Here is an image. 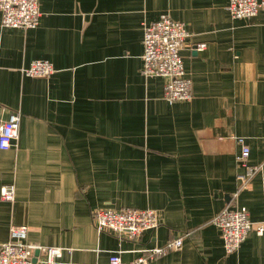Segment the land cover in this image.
<instances>
[{
	"label": "crops",
	"instance_id": "0c3cea01",
	"mask_svg": "<svg viewBox=\"0 0 264 264\" xmlns=\"http://www.w3.org/2000/svg\"><path fill=\"white\" fill-rule=\"evenodd\" d=\"M228 0H39L38 25L0 28V120L20 112L18 138L0 150V244L11 226L32 245L62 249L57 264L130 262L182 238L148 264H264L250 232L226 254L213 217L245 208L264 221V15L234 19ZM167 14L189 34L180 51L192 98L169 104L165 80L141 74L144 26ZM204 44L203 50L197 46ZM47 60V79L26 77ZM259 165L246 188L241 146ZM155 210L137 242L97 232V209ZM188 233V236H184Z\"/></svg>",
	"mask_w": 264,
	"mask_h": 264
},
{
	"label": "built area",
	"instance_id": "2783aa9c",
	"mask_svg": "<svg viewBox=\"0 0 264 264\" xmlns=\"http://www.w3.org/2000/svg\"><path fill=\"white\" fill-rule=\"evenodd\" d=\"M227 11L234 19L250 20L260 12L264 15V0H228ZM39 18V0H0V28L29 30L38 25ZM188 36L184 24L167 14L144 26L141 74L145 78L160 77L165 80L163 98L169 104L187 102L192 98L191 82L186 77L180 56ZM204 48L205 45L201 44L196 49ZM22 72L29 78L47 79L54 73V68L47 60H34ZM20 119V112H11L6 119L0 120V150H8L18 138ZM237 140L241 146L237 161L244 172L236 175V181L240 188H246L260 166L247 163L249 148L243 139ZM14 194L13 185L0 189V199L4 202H13ZM92 224L99 233L107 232L119 240L137 242L144 232L154 231L159 226V218L157 212L151 209H97L92 213ZM212 224L221 234L226 254L237 252L250 232L264 237V221L251 222L245 208L221 210L213 217ZM27 232L25 226L9 228L8 242L0 244V264H57L62 249L29 244ZM184 236H188V233ZM181 246L182 238H176L164 246L145 250L130 262H122L119 253H114L108 263L148 264L167 252L179 250Z\"/></svg>",
	"mask_w": 264,
	"mask_h": 264
},
{
	"label": "water",
	"instance_id": "95a60500",
	"mask_svg": "<svg viewBox=\"0 0 264 264\" xmlns=\"http://www.w3.org/2000/svg\"><path fill=\"white\" fill-rule=\"evenodd\" d=\"M35 256H37V253H35Z\"/></svg>",
	"mask_w": 264,
	"mask_h": 264
}]
</instances>
